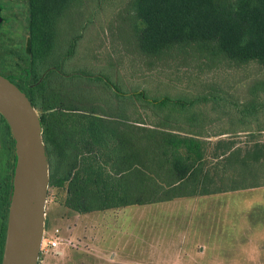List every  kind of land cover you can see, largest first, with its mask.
Returning a JSON list of instances; mask_svg holds the SVG:
<instances>
[{
  "label": "trees",
  "instance_id": "trees-1",
  "mask_svg": "<svg viewBox=\"0 0 264 264\" xmlns=\"http://www.w3.org/2000/svg\"><path fill=\"white\" fill-rule=\"evenodd\" d=\"M24 1L29 52L23 48L15 52L23 72L21 81L5 76L39 111L50 182L66 190V207L88 213L264 185V180H258V170L264 169L263 141L255 140L243 155L236 143H226L220 151L225 141L217 142L214 158L221 160L210 171L206 168L208 136L173 124L177 112L185 117L190 112L193 117L196 99L153 97L145 90L128 93L108 75L67 72L63 64L74 54L78 37L59 53L58 24L75 0ZM131 9V29L145 55L162 56L174 48L197 45L201 51L239 64L264 65V0H131ZM87 76L109 89L114 87L117 97L153 109L162 120L140 125V120L128 118L125 105L117 107L119 112L111 104L108 108L90 105L88 90L78 83ZM254 87L264 91V79ZM257 98L244 104L242 111L254 114L264 107ZM16 159L15 139L0 113V264ZM232 167L234 178L228 176ZM248 175L256 182H245ZM226 179L233 183L225 185Z\"/></svg>",
  "mask_w": 264,
  "mask_h": 264
},
{
  "label": "rangeland",
  "instance_id": "rangeland-1",
  "mask_svg": "<svg viewBox=\"0 0 264 264\" xmlns=\"http://www.w3.org/2000/svg\"><path fill=\"white\" fill-rule=\"evenodd\" d=\"M13 9L17 12L14 21L0 30L7 31V44L13 45L8 36L23 44L28 38L27 6L14 5ZM133 21L131 0H75L58 24L59 53L78 37L64 69L108 75L128 93L145 90L153 97L196 99L193 117L190 112L188 117L177 112L173 124L209 137L206 168L212 172L214 162L221 160L214 158L217 142L225 141L220 151L226 143H236L241 155L255 140L264 142V132L258 130L264 128V107L254 114L242 111L256 95L264 101V91L254 90V83L264 79V65L239 64L201 51L197 45L174 48L162 56L145 55L132 32ZM78 83L88 90L90 105L108 108L111 104L117 111L125 105L128 118L140 120V125L162 120L153 109L117 97L115 88H107L100 80L87 76ZM232 169L228 176L234 178L236 170ZM258 174L262 183L264 169ZM244 181L256 182L250 175ZM223 183L233 182L226 179ZM221 193L218 202L178 199L78 215L64 205L66 190L49 182L46 239L58 228L65 249L60 254L41 249L38 264H264L263 187L248 193Z\"/></svg>",
  "mask_w": 264,
  "mask_h": 264
},
{
  "label": "water",
  "instance_id": "water-1",
  "mask_svg": "<svg viewBox=\"0 0 264 264\" xmlns=\"http://www.w3.org/2000/svg\"><path fill=\"white\" fill-rule=\"evenodd\" d=\"M0 113L10 125L17 154L1 264H38L50 182L43 125L28 95L1 73Z\"/></svg>",
  "mask_w": 264,
  "mask_h": 264
},
{
  "label": "flooded vegetation",
  "instance_id": "flooded-vegetation-1",
  "mask_svg": "<svg viewBox=\"0 0 264 264\" xmlns=\"http://www.w3.org/2000/svg\"><path fill=\"white\" fill-rule=\"evenodd\" d=\"M23 4H25L24 0H0V27L5 24L9 25L13 22L17 16V12L13 9L14 5H18L20 7ZM6 36L7 31L5 29L0 30V73L4 76L6 75L10 78L21 81L23 72L20 71V58L15 54V52L17 49L21 48H23L26 52H29V34L27 41L23 44L21 41H16L13 36H8L13 45L4 42V40H6ZM4 52L8 54L4 55Z\"/></svg>",
  "mask_w": 264,
  "mask_h": 264
},
{
  "label": "crops",
  "instance_id": "crops-1",
  "mask_svg": "<svg viewBox=\"0 0 264 264\" xmlns=\"http://www.w3.org/2000/svg\"><path fill=\"white\" fill-rule=\"evenodd\" d=\"M264 132V130L262 131ZM208 138V137H207ZM258 187H263L264 189V185H260V186H254V187H246V188H239V189H236L234 190L235 193H248L249 191L255 189V188H258ZM221 195L223 196V193L221 192H218V193H211V194H200L198 196H195V195H192V196H183V197H176L172 200H167V201H163V202H168V201H173V200H182V201H185L186 199H193L195 201H198L200 203V201H203V200H207V199H215L216 202H218L219 200H217V198H221ZM155 203H160V202H155ZM154 204V203H152ZM134 205V204H133ZM130 206V205H128ZM89 213L91 212H88V213H77L78 215H89ZM82 217V216H81Z\"/></svg>",
  "mask_w": 264,
  "mask_h": 264
},
{
  "label": "built area",
  "instance_id": "built-area-1",
  "mask_svg": "<svg viewBox=\"0 0 264 264\" xmlns=\"http://www.w3.org/2000/svg\"><path fill=\"white\" fill-rule=\"evenodd\" d=\"M63 236L60 235L59 229L57 228L51 238L46 239V230H44L43 240L41 249L53 250L55 253L60 254L64 251Z\"/></svg>",
  "mask_w": 264,
  "mask_h": 264
}]
</instances>
